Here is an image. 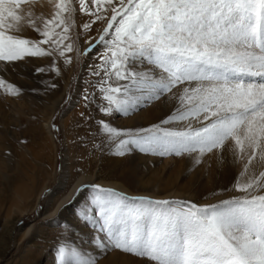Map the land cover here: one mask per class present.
<instances>
[{
	"label": "snow or ice",
	"instance_id": "1",
	"mask_svg": "<svg viewBox=\"0 0 264 264\" xmlns=\"http://www.w3.org/2000/svg\"><path fill=\"white\" fill-rule=\"evenodd\" d=\"M25 2L0 0V61L52 57L51 70L59 72L57 60L70 64L67 53L74 50L72 0H57L50 18L25 14ZM78 2L79 11L94 18L82 30L106 24L97 38L86 41L84 50L87 56L104 49L93 73L104 76L99 91L107 103L98 106L100 113L127 114L183 86L178 107L158 124L133 130L99 120L98 131L109 141L118 140L117 154H189L199 165L205 153L216 150L221 163H229L224 153L231 151L230 163L238 169L235 190L250 197L197 206L183 200L130 198L82 183L69 201L84 198V206L75 211L78 222L99 224L104 236L94 237L93 243L101 250L120 249L155 264H264V195H253L264 190V170L256 174L264 169V0ZM25 28L39 39L17 34ZM148 62L152 75L142 76L134 65ZM0 87L22 93L3 79ZM83 98L87 107L90 97L85 93ZM185 121L186 127H167ZM71 227L65 229L63 243L58 241L56 264H94L70 246Z\"/></svg>",
	"mask_w": 264,
	"mask_h": 264
},
{
	"label": "rangeland",
	"instance_id": "2",
	"mask_svg": "<svg viewBox=\"0 0 264 264\" xmlns=\"http://www.w3.org/2000/svg\"><path fill=\"white\" fill-rule=\"evenodd\" d=\"M56 2L26 0L21 7L25 14L50 18ZM71 6L74 11L69 20L70 35L75 43L74 50L67 53L72 57L70 64L58 59L56 72L51 70L52 57H31L15 63L0 61V79L22 89L18 94L0 87V264H56L58 241L63 243L68 225H72L70 246L94 259V264H155L148 257L115 248L103 251L93 243L94 237L104 233L99 224L86 226L78 222L75 211L84 206V198L69 204L82 183L109 188L130 198L183 200L197 206L250 197L235 190L238 169L224 191L216 187L199 192L203 185L211 186L218 175L215 172L220 171L218 164L223 158L219 150L205 153L199 165L189 154H117L118 140L109 141L107 134L98 131L99 120L133 130L158 124L178 107L183 86L160 99L143 102L127 114L108 117L100 113L98 106L107 103L99 91L104 76L93 73L100 64L97 56L104 49L98 48L87 56L84 50L88 47L86 41L97 38L106 24L97 22L91 30H82L83 23L94 18L79 11L78 0H72ZM17 34L39 39L31 28ZM41 67L45 71L37 73ZM134 67L142 76L152 75L151 62ZM52 84L57 87L52 88ZM85 93L90 97L87 107ZM187 123L172 122L167 127L183 128ZM192 126L198 125L192 121ZM228 152L231 151H225L224 156L229 163H223L222 169L231 166ZM259 170L264 169H258L257 175ZM13 176L20 180L19 188L8 190ZM196 186L200 188L195 189ZM23 190L25 194L20 193ZM8 194L13 200L9 206L5 199ZM253 195H264V190Z\"/></svg>",
	"mask_w": 264,
	"mask_h": 264
},
{
	"label": "bare ground",
	"instance_id": "3",
	"mask_svg": "<svg viewBox=\"0 0 264 264\" xmlns=\"http://www.w3.org/2000/svg\"><path fill=\"white\" fill-rule=\"evenodd\" d=\"M46 126H47V128L49 127V124L48 123H46ZM228 153H230L229 155H228V157H229V159L230 160H232V155H231V152H228ZM222 166H223V163H219L218 164V169H220V171H219V173H218V171L217 172H215V174H218V175H216L215 176V178H214V183H211L212 185L211 186H208V185H203L202 186V189L203 190H199V192L202 194L203 192H206V191H210V188L211 189H214V188H220L222 191H224V189H225V187L227 186V185H229V184H231L232 183V181L234 180L233 179V176H231L233 173H235V170L237 169V168H235V167H233L232 165L229 167V166H227L226 167V169H222ZM242 179H243V181H246V178L245 177H241ZM249 178V177H248ZM10 180H12L13 182H10V184H8L7 185V189L8 190H11L12 189V187L13 188H19V185H18V183H20V180L19 179H17L15 176H13ZM16 180H18L17 181V183H16ZM9 181V180H8ZM80 180H78V181H76V185H77V183L79 182ZM200 183V182H199ZM16 184V185H15ZM198 184V183H197ZM14 185V186H13ZM200 187H198V186H196L195 187V189H199ZM25 191L26 190H23V191H20V193L21 194H25ZM200 194V195H201ZM6 199V204H8V206H9V204L11 203V201H13L12 200V198H11V196H10V194H8V197H6L5 198ZM4 199V200H5ZM3 200V201H4Z\"/></svg>",
	"mask_w": 264,
	"mask_h": 264
}]
</instances>
